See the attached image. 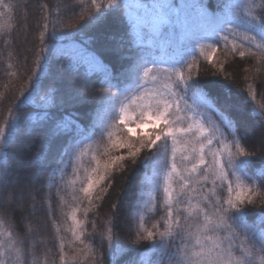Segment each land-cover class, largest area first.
Here are the masks:
<instances>
[{
    "label": "snow or ice",
    "instance_id": "obj_1",
    "mask_svg": "<svg viewBox=\"0 0 264 264\" xmlns=\"http://www.w3.org/2000/svg\"><path fill=\"white\" fill-rule=\"evenodd\" d=\"M17 6L0 0V19L10 21ZM79 6L86 10L77 13ZM63 8L71 23L60 5L39 6L34 67L0 122V264H55L50 248L39 257L47 220L60 264H78L80 252L88 264H114L130 250L114 233L121 196L139 218L132 243L149 242L150 264H264V103L252 84L233 101L225 83L229 57L255 56L256 71L264 68V0H75ZM11 27L0 24L6 46ZM76 34L88 39L65 60L57 45ZM218 50L224 60L211 75L223 80H201L199 57L213 63ZM44 78L53 81L46 89ZM94 80L101 87L89 92ZM241 104L258 122L250 148L237 122ZM29 107L42 114L18 115ZM117 174L120 192L97 250L84 239L88 213ZM54 195L71 220L72 244L82 246L72 256L53 216ZM257 200L262 211L250 223L246 209ZM158 210L163 215L146 226Z\"/></svg>",
    "mask_w": 264,
    "mask_h": 264
},
{
    "label": "trees",
    "instance_id": "obj_2",
    "mask_svg": "<svg viewBox=\"0 0 264 264\" xmlns=\"http://www.w3.org/2000/svg\"><path fill=\"white\" fill-rule=\"evenodd\" d=\"M6 4H15L18 5L11 14L12 19L9 21L8 14L4 18L0 19V24L8 25L11 24L12 39L9 44L6 46L4 43V37L0 36V97L3 99L0 100V122L5 118L7 110L9 107H13V101L16 97L19 96L20 87L26 83L27 75L31 74V71L34 67V52L37 49L38 41L35 39L38 36V21L42 13L39 11V6L41 4H47L48 8L53 10L60 5L61 12L60 15L66 23H71L72 18L68 15H65V9L63 5L74 3L75 0H3ZM85 4H90V0H85ZM2 10V9H0ZM84 9L83 6L77 7V13ZM42 23V21H41ZM79 25H73L75 29ZM51 27V25H50ZM88 39L87 35L76 34L73 38L65 39L60 41L57 45L65 55V60L69 57H72L75 54L77 46L81 44L82 41ZM49 43H52L49 41ZM9 52L12 53V57L9 59ZM27 57V59H25ZM224 54L221 51L213 56V63H208L203 57H199L200 64V79L201 80H223L222 76L213 77L212 72L216 71L218 67L217 61H223ZM11 63L13 67L8 69L7 64ZM214 64L216 65L214 67ZM259 66L258 58L255 56H246L240 58L239 56L229 57L225 68L228 74H230L231 79L225 81L230 86L232 92L233 101L246 98V93L248 91V85L252 84L256 91V102L264 103V68H261L260 72L256 71V68ZM11 72H15L16 76L10 75ZM53 81L47 78L43 80V87L46 89L48 85L52 84ZM79 83V81H77ZM101 85L97 81H92L88 85L89 92H98ZM240 93L241 95H236ZM43 94V93H41ZM96 97L93 96V100ZM39 100V97H37ZM251 105L241 104L238 106V119L237 122L240 126L241 131L245 129L248 131L249 141L245 144V147H252V140L258 133L257 121L249 114V109ZM26 113H31L33 116H38L42 114V110L38 107H29L25 108L18 115H25ZM82 126L87 128L91 121L84 120L83 115L81 116ZM99 138L97 134L96 139ZM251 175V173H249ZM130 177L132 173H127ZM121 177L119 174L116 176V181L114 187L109 189V195L100 202L99 207L93 206L92 210L88 213V224L87 232L84 237L85 243L94 242V246L97 250L100 249V234L105 232L106 224L108 220L112 217V212L110 211V206L112 203L117 202V195L120 192L121 188ZM130 183L135 185L139 183V177L131 179ZM131 191V189H126ZM55 194L56 188L52 189ZM63 195V193H61ZM67 205L72 206V201L69 197L65 196ZM120 200L122 201L120 205V210L118 217L115 221L116 227H114V233L116 237L125 244L128 251L121 253L114 260V264H131L133 261H142L143 264H150V262L155 260V257L152 251L148 248V243L145 242L140 245H135L132 241L135 239V233L137 230L139 218L133 217L131 215V209L128 201L121 196ZM53 206V216L56 220L57 226L61 230V235L65 240V251L69 256L76 254V250L82 246L78 244H72L73 237L69 231H66L71 226V220H68L64 217L61 209V204L58 199L53 196L52 200ZM88 207L87 200L80 205V212L78 213V218L83 220L84 215L83 211ZM64 212L70 211V207H64ZM246 211L249 213V222L257 219V214L262 211L260 201L257 200L255 206H249ZM163 215L162 210H158L155 215H149L147 217L146 226L151 227V224L158 220L160 216ZM36 221H39L41 224H44L46 217L37 214V217L34 218ZM92 221H95V229L92 227ZM41 239L43 243L39 245V257L43 261L45 259V251L51 249L50 252H47V259L55 264H60L59 261V249L58 241L56 238V229L53 226L51 220H47V224L42 228ZM87 250L85 249V252ZM103 251L107 253V244ZM78 264H88V260L85 259V253L80 252L77 256ZM105 264H108V260H105Z\"/></svg>",
    "mask_w": 264,
    "mask_h": 264
},
{
    "label": "rangeland",
    "instance_id": "obj_3",
    "mask_svg": "<svg viewBox=\"0 0 264 264\" xmlns=\"http://www.w3.org/2000/svg\"><path fill=\"white\" fill-rule=\"evenodd\" d=\"M131 126V125H130Z\"/></svg>",
    "mask_w": 264,
    "mask_h": 264
}]
</instances>
